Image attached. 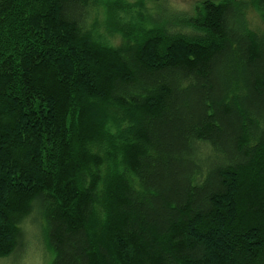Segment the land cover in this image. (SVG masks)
<instances>
[{
    "label": "trees",
    "instance_id": "trees-1",
    "mask_svg": "<svg viewBox=\"0 0 264 264\" xmlns=\"http://www.w3.org/2000/svg\"><path fill=\"white\" fill-rule=\"evenodd\" d=\"M154 1L0 0V262L264 264V0Z\"/></svg>",
    "mask_w": 264,
    "mask_h": 264
},
{
    "label": "rangeland",
    "instance_id": "rangeland-1",
    "mask_svg": "<svg viewBox=\"0 0 264 264\" xmlns=\"http://www.w3.org/2000/svg\"><path fill=\"white\" fill-rule=\"evenodd\" d=\"M134 1V0H131ZM203 0H155L149 2L148 6L151 11H159L160 9L176 11L178 13L191 15L196 4ZM218 2L219 0H214ZM163 12V11H159ZM254 25H263L258 17H254ZM25 228L28 232L27 244L24 252L13 256L10 260L1 261L0 264H46L51 259V254L47 250L42 227L29 225Z\"/></svg>",
    "mask_w": 264,
    "mask_h": 264
}]
</instances>
